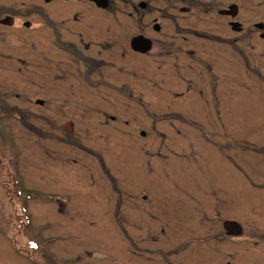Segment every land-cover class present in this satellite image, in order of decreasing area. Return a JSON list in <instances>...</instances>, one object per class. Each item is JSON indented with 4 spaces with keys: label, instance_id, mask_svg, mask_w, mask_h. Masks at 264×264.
I'll use <instances>...</instances> for the list:
<instances>
[{
    "label": "flooded vegetation",
    "instance_id": "flooded-vegetation-1",
    "mask_svg": "<svg viewBox=\"0 0 264 264\" xmlns=\"http://www.w3.org/2000/svg\"><path fill=\"white\" fill-rule=\"evenodd\" d=\"M14 41H34L36 52L14 56L4 50L1 73L9 81L0 90V121L12 115L25 126V119L34 117L51 129L46 136L36 130L44 142L68 141L75 145L69 147L72 154L88 156L82 181L102 198L92 200L91 190L80 198L69 192L66 200L76 207L102 201L104 211L115 208L106 213L114 221L137 217L138 206L150 203V186L140 184L139 174L146 165L151 175L157 140L167 143L174 171L186 162L184 141L196 159L206 153L215 156V165L235 163L230 155L236 145L224 141L226 133L231 136L225 120L227 107L233 110L237 103L234 89L246 94L255 90L254 83L264 90V0H31L0 9V43ZM32 66L35 74L21 72ZM232 79L238 81L234 86ZM262 137L257 151L264 156ZM122 139L128 144L120 149L121 161L129 166L117 173L119 181L111 176L108 181L105 167H113V157L104 144ZM91 162L100 163L95 171L102 179L86 175ZM62 184L55 182L56 189ZM52 199L55 207L59 200ZM213 216L224 222L222 235L228 237L223 225L231 221ZM242 234L239 228L233 237Z\"/></svg>",
    "mask_w": 264,
    "mask_h": 264
},
{
    "label": "rangeland",
    "instance_id": "rangeland-1",
    "mask_svg": "<svg viewBox=\"0 0 264 264\" xmlns=\"http://www.w3.org/2000/svg\"><path fill=\"white\" fill-rule=\"evenodd\" d=\"M30 1L0 0V9L29 5ZM6 37L3 34L1 38ZM2 44L0 90L6 85L5 79L9 81L1 73L5 68L4 50L14 56L36 52L34 41H14L5 47ZM21 72L35 74V67ZM236 83L232 79L230 85ZM251 84L255 90L246 94L235 88L237 103L233 110L227 107L225 126L231 136L226 133L229 140L224 138V141L236 145V152L230 155L234 165L222 160L215 165V156L206 153H200V159H196L184 141L181 144L188 151L186 162L174 171L172 163L167 161V143L157 140L158 156H155V165L150 164L151 175L147 176L146 165L140 166L143 170L139 174L140 184L150 186L151 201L138 206L139 216L122 221L106 216L115 208L105 206L104 211L102 201L91 207H85L84 201L78 207L68 204L69 192L80 198L95 190L82 181L84 167L90 159L80 151L72 154L69 147L73 143L44 142L36 130L46 136L51 129L38 125L34 117L24 121L31 129L12 115L1 120L0 264H264V156L257 151L264 134L261 121L264 90ZM18 95L23 97L21 93ZM28 111L37 117L35 109ZM23 112V116H28L24 109ZM116 142L104 144L113 157L109 159L113 167H105L109 175L104 179L108 181L109 176L119 181L117 173L126 172L125 167L129 166L120 156V149L128 142L124 139ZM141 146L146 147V143L141 142ZM191 147L195 150L196 145L191 143ZM128 148L131 152L138 149L137 146ZM96 155L104 164L108 163L103 152ZM129 159L132 165L131 156ZM138 160L146 162L141 155ZM97 163L91 162L88 169L92 172L86 174L94 181L102 179L95 171L99 167ZM55 182H62L63 188L56 189ZM49 195L58 198L55 207ZM101 198L102 194L95 190L92 200ZM216 214L240 225L243 234L224 237V222L214 219Z\"/></svg>",
    "mask_w": 264,
    "mask_h": 264
},
{
    "label": "water",
    "instance_id": "water-1",
    "mask_svg": "<svg viewBox=\"0 0 264 264\" xmlns=\"http://www.w3.org/2000/svg\"><path fill=\"white\" fill-rule=\"evenodd\" d=\"M224 229L227 230L228 235H237L239 227L234 223H225Z\"/></svg>",
    "mask_w": 264,
    "mask_h": 264
}]
</instances>
